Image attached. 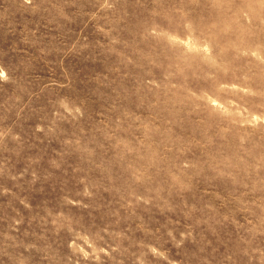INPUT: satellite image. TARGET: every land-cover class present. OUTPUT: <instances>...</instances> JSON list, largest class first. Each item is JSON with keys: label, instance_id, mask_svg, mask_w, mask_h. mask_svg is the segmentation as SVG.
<instances>
[{"label": "rangeland", "instance_id": "obj_1", "mask_svg": "<svg viewBox=\"0 0 264 264\" xmlns=\"http://www.w3.org/2000/svg\"><path fill=\"white\" fill-rule=\"evenodd\" d=\"M0 264H264V0H0Z\"/></svg>", "mask_w": 264, "mask_h": 264}]
</instances>
